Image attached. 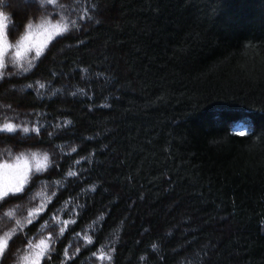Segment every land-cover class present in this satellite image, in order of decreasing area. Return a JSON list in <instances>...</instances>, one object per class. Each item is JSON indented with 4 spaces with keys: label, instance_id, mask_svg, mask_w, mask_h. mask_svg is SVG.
<instances>
[{
    "label": "trees",
    "instance_id": "trees-1",
    "mask_svg": "<svg viewBox=\"0 0 264 264\" xmlns=\"http://www.w3.org/2000/svg\"><path fill=\"white\" fill-rule=\"evenodd\" d=\"M0 14L14 46L77 21L0 70V162L32 165L0 201V238L24 241L5 264L40 241L41 264H264V0Z\"/></svg>",
    "mask_w": 264,
    "mask_h": 264
},
{
    "label": "snow or ice",
    "instance_id": "snow-or-ice-1",
    "mask_svg": "<svg viewBox=\"0 0 264 264\" xmlns=\"http://www.w3.org/2000/svg\"><path fill=\"white\" fill-rule=\"evenodd\" d=\"M40 3H41V6H43L45 3L51 4L53 6H57V0H40ZM0 16H2V14H0ZM89 19H90V17H89ZM69 26L76 27L77 21L73 20V19H68V21L64 24V26H62V27L57 26V28H56L57 34L68 33L70 31ZM3 28H4V26L2 24H0V68L4 67V56L6 54V50L9 47H11L3 39V36H4ZM26 39H27V37L22 38V40L20 42H18V44L15 47V56L17 58L23 57L25 51L29 50L28 48L25 47L24 42H23ZM41 47L42 46H38L36 48L35 56L37 58H39L41 56V50H40ZM31 67H32V64L30 63L28 65V67L23 68V71L28 72L29 68H31ZM9 75H13V73L10 72ZM37 83H38L40 88L44 87V84L39 83V82H37ZM29 87H31V85H29ZM66 123H71V122L68 121ZM0 131L14 132L15 127L11 124H5L2 127H0ZM23 131L25 133H27L29 131V129L27 127H25V128H23ZM36 131H37V133H39L40 129L37 128ZM13 167H15L17 169H21V171H20L19 175H17L15 177V183H9L7 180H5L2 184H0V199L7 197L10 192H16V193L21 192L23 184L26 180V170L28 168L27 160L24 161L23 165H20V164H17L15 166L8 165V164L0 165V168H4V169L13 168ZM40 167H41L40 162L37 161V170H39ZM5 203H7L6 200H5ZM29 215H32V213H29ZM33 227H34V225H33ZM61 231H63V229H61ZM17 240H21L22 243L24 242L23 239L19 235H14L13 237L9 238L7 241H5L4 239H0V264H5L7 257L11 253L12 248L16 244ZM43 247H45L44 241H40V244L37 245L38 250L35 252V254H30V255L24 257L26 264H39L40 256L43 254Z\"/></svg>",
    "mask_w": 264,
    "mask_h": 264
},
{
    "label": "rangeland",
    "instance_id": "rangeland-1",
    "mask_svg": "<svg viewBox=\"0 0 264 264\" xmlns=\"http://www.w3.org/2000/svg\"><path fill=\"white\" fill-rule=\"evenodd\" d=\"M4 19L0 17V24H2L4 26L3 28V39L4 41L10 45L11 47H9L6 50V54L4 56V64L5 62H7L9 59L10 61H12L14 58L16 61H21L24 58H17L15 56V47L13 44L9 43L7 41V38L5 36V24H4ZM56 25H49V26H43L42 28H36L34 31L30 32L29 34H27V39L24 40V45L26 48H28V51H25L24 55L25 56L27 53H29L30 51H36V48L38 46H42L40 50H42L56 35H57V31H56ZM1 70V68H0ZM27 160L28 162V168L26 170V178H27V174L29 173L30 169L32 168L31 162L28 158H26L25 156H18L17 158H15V160H12L11 162H0V165L3 164H8V165H23L24 161ZM35 168L37 167V162L34 166ZM21 169H17L15 167L13 168H8V169H4V168H0V184H2L5 180H7L9 183H15V177L17 175H19ZM14 193V192H10L9 194ZM5 198V197H4ZM3 198V199H4ZM3 199H0L3 200ZM0 239H4L6 241L5 238H0ZM45 245V244H44ZM30 248V247H29ZM29 251H27L25 254L22 253V255L19 257V261H17V263L15 264H26L24 257L28 256L30 254H35V252L38 250L37 246H35L34 248H30L28 249ZM45 250V247H43V251ZM24 254V255H23ZM42 256L43 254L40 256L39 259V264L42 263Z\"/></svg>",
    "mask_w": 264,
    "mask_h": 264
}]
</instances>
